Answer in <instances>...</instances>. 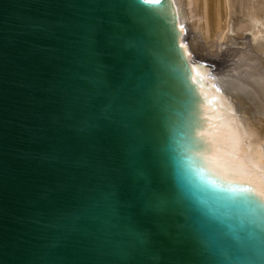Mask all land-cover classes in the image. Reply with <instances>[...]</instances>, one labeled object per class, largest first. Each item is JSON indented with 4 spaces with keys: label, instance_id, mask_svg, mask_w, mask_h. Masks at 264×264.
Masks as SVG:
<instances>
[{
    "label": "water",
    "instance_id": "95a60500",
    "mask_svg": "<svg viewBox=\"0 0 264 264\" xmlns=\"http://www.w3.org/2000/svg\"><path fill=\"white\" fill-rule=\"evenodd\" d=\"M180 19L0 0V264H264V191L226 163Z\"/></svg>",
    "mask_w": 264,
    "mask_h": 264
},
{
    "label": "bare ground",
    "instance_id": "6f19581e",
    "mask_svg": "<svg viewBox=\"0 0 264 264\" xmlns=\"http://www.w3.org/2000/svg\"><path fill=\"white\" fill-rule=\"evenodd\" d=\"M175 3L185 42L194 57L205 63L201 75L219 109L226 163L264 191V173L245 162L246 147L256 161L264 150V0ZM235 139L242 145L239 163L228 155Z\"/></svg>",
    "mask_w": 264,
    "mask_h": 264
},
{
    "label": "snow or ice",
    "instance_id": "6c2138e0",
    "mask_svg": "<svg viewBox=\"0 0 264 264\" xmlns=\"http://www.w3.org/2000/svg\"><path fill=\"white\" fill-rule=\"evenodd\" d=\"M145 2H148V0H145ZM199 75V74H197ZM204 135H207L206 133H204ZM215 139V137H214ZM209 144H211V141H209ZM224 145L223 143H221L219 145V147L217 148V151H219L221 148H223ZM229 147L231 148V151L228 153V155L233 156L236 159V162L239 163L240 162V156L242 155L241 153V142L239 139H235L233 140ZM246 147V146H245ZM245 162L246 164L252 168V169H258L259 171H261L262 173H264V150L261 151L260 156H259V160H253L252 159V149L250 147H246V157H245ZM259 165V167H258ZM242 191H250V189L248 188H241Z\"/></svg>",
    "mask_w": 264,
    "mask_h": 264
}]
</instances>
